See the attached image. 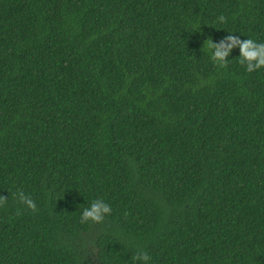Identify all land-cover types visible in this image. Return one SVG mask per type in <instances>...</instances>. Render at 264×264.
<instances>
[{"label": "trees", "instance_id": "trees-1", "mask_svg": "<svg viewBox=\"0 0 264 264\" xmlns=\"http://www.w3.org/2000/svg\"><path fill=\"white\" fill-rule=\"evenodd\" d=\"M228 35L264 43V0H0V264H264V67Z\"/></svg>", "mask_w": 264, "mask_h": 264}, {"label": "clouds", "instance_id": "clouds-1", "mask_svg": "<svg viewBox=\"0 0 264 264\" xmlns=\"http://www.w3.org/2000/svg\"><path fill=\"white\" fill-rule=\"evenodd\" d=\"M223 19V17H221ZM227 41L225 44L224 41ZM239 47L238 56L240 57L239 63L245 66V71L252 72L254 70L264 67V43H258L250 38L240 40L237 36L228 35L224 40L219 43H214L212 40L208 44L210 58L223 66L226 61L224 57L228 55L233 46ZM20 200L27 204L29 207L33 206L32 201L28 199L23 193H19ZM110 206L102 200L92 201L88 207H85L81 212V222L96 221L99 222L103 219L105 214L110 213ZM134 259H140L146 262L149 257L140 253Z\"/></svg>", "mask_w": 264, "mask_h": 264}]
</instances>
